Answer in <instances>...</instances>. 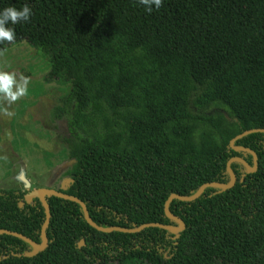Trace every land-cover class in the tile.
<instances>
[{"label": "trees", "instance_id": "1", "mask_svg": "<svg viewBox=\"0 0 264 264\" xmlns=\"http://www.w3.org/2000/svg\"><path fill=\"white\" fill-rule=\"evenodd\" d=\"M25 3L33 15L9 25L16 41L47 59V79L70 82L56 116L73 162L57 190L96 224L177 226L171 193L228 183L232 157L253 165L230 140L264 128V0H163L151 13L138 0H0V11ZM233 144L256 153V170L232 161L230 188L173 198L178 233L103 232L79 203L49 195L46 247L27 256L30 243L0 234V264H264V132ZM29 191L0 188V229L40 244L45 210Z\"/></svg>", "mask_w": 264, "mask_h": 264}, {"label": "rangeland", "instance_id": "2", "mask_svg": "<svg viewBox=\"0 0 264 264\" xmlns=\"http://www.w3.org/2000/svg\"><path fill=\"white\" fill-rule=\"evenodd\" d=\"M0 70L30 78L27 97L11 106L14 115H0V188H66L73 160L65 142L67 122L56 116V106L68 95L70 82L47 79V59L26 40L0 50Z\"/></svg>", "mask_w": 264, "mask_h": 264}, {"label": "water", "instance_id": "3", "mask_svg": "<svg viewBox=\"0 0 264 264\" xmlns=\"http://www.w3.org/2000/svg\"><path fill=\"white\" fill-rule=\"evenodd\" d=\"M251 132H264V128H251V129L244 130L243 132H241V133L237 134L235 137H233L230 140V144L234 149H241L244 151L251 152L253 155V165L252 166H250L243 158H241L239 156L232 157L227 161V164H226L227 171L229 172V175H230V180L228 183H222V182H216V181L205 182L202 185H200V187L198 188V190L195 193H193L191 195H180L177 193H171L168 196V198L166 199L165 204H164V211H165L167 216H169L172 219H174L175 221H177V223H178L177 226L163 224V223H157V222H147V223H143L137 227H130V228L121 227V226L102 227V226H99L98 224H96L91 219L85 203L82 200H80L78 197L71 195V194H68V193H65L63 191H59L57 189L41 187V188H38L37 190H30L28 193L25 194L24 199H25V201L30 202L31 199L36 196L40 199V201L42 202V204L44 206L45 220L41 226L42 242L39 244V243L33 241L31 238L25 236L24 234L9 230V229H0V234L6 233V234L14 235V236L20 237V238L24 239L25 241H27L28 243H30L32 245L33 249H32V251L26 253L27 256H34L39 251L44 249L47 245V236H46L45 229H46V226L49 222V217H50V208H49V204L46 200V196H49V195H55V196H58V197H61L64 199H69V200H72V201L79 203L83 209L84 218L87 221V223H89L91 226H93L96 229L103 231V232L121 231V232L132 233V232H137V231H139V230H141L147 226H159V227H163V228H166V229H169L171 231L178 233L179 231L184 229L185 224L181 218L170 213L168 210V204L173 198H177V199H180L183 201H191V200L196 199L204 191L205 187L212 186V187H219L222 189L230 188L234 184L235 179H236V175L230 167V162H232V161L237 160V161L242 162L247 167L248 171H250V172H253L256 170V168H257V155H256V153L253 150H251L250 148L233 144V142L236 139L240 138L241 136H243L245 134L251 133ZM21 179L24 181L25 187H27L29 185L28 182L22 177H21ZM82 243L83 242L81 241V243L79 245H82Z\"/></svg>", "mask_w": 264, "mask_h": 264}, {"label": "clouds", "instance_id": "4", "mask_svg": "<svg viewBox=\"0 0 264 264\" xmlns=\"http://www.w3.org/2000/svg\"><path fill=\"white\" fill-rule=\"evenodd\" d=\"M149 13L159 10L163 0H138ZM33 15L31 7L25 3L21 9L7 7L0 11V44H12L16 41V32L9 25L30 22ZM30 78L15 71L0 70V115L12 117L14 112L11 106L27 97Z\"/></svg>", "mask_w": 264, "mask_h": 264}, {"label": "bare ground", "instance_id": "5", "mask_svg": "<svg viewBox=\"0 0 264 264\" xmlns=\"http://www.w3.org/2000/svg\"><path fill=\"white\" fill-rule=\"evenodd\" d=\"M22 178H24V176H21ZM25 179V178H24ZM27 181V180H26ZM28 182V181H27ZM28 184H29V182H28Z\"/></svg>", "mask_w": 264, "mask_h": 264}]
</instances>
